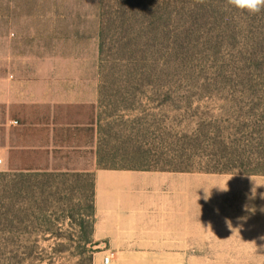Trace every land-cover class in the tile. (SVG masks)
<instances>
[{"label": "rangeland", "instance_id": "1", "mask_svg": "<svg viewBox=\"0 0 264 264\" xmlns=\"http://www.w3.org/2000/svg\"><path fill=\"white\" fill-rule=\"evenodd\" d=\"M2 76L99 134L76 170L3 160L0 264H264V6L0 0Z\"/></svg>", "mask_w": 264, "mask_h": 264}, {"label": "trees", "instance_id": "2", "mask_svg": "<svg viewBox=\"0 0 264 264\" xmlns=\"http://www.w3.org/2000/svg\"><path fill=\"white\" fill-rule=\"evenodd\" d=\"M2 108L0 104V147L4 133ZM96 109L95 104H58L53 109L37 104H14L8 111L6 106V121L16 120L17 125L11 128V134L14 132L18 139L15 145H12L13 139L10 140L7 170L16 173L70 171L76 170L67 167L70 160L86 155L95 157L99 134ZM50 137L54 146L52 164L49 151L43 149L50 144ZM37 138L43 140L37 141ZM93 214L90 213L88 218L91 219ZM81 226L84 227V223ZM89 227L90 231L83 241L84 251L94 242L92 222Z\"/></svg>", "mask_w": 264, "mask_h": 264}, {"label": "crops", "instance_id": "3", "mask_svg": "<svg viewBox=\"0 0 264 264\" xmlns=\"http://www.w3.org/2000/svg\"><path fill=\"white\" fill-rule=\"evenodd\" d=\"M8 94H12V98H7ZM0 104L3 105L2 111V127L4 129L3 137H2V146L0 147L3 150V159L6 162V168H7V159H8V154H9V149L11 148L10 140L13 139L12 145H15L17 142V137L16 134L13 132L11 134V128L15 127L17 125L16 120H10L8 119L6 121V106H7V111L9 108L14 105V104H37L39 106L45 107L48 106L51 109L54 108L55 105L58 104H72V105H77V104H96L94 101H88V100H78V101H68V102H55V103H49L47 101H39V102H33V101H27L24 100L23 98H20V93L19 91H15L14 88L13 90L9 89L6 91V77L2 76L0 77ZM96 116L98 117V107L96 109ZM52 120V118H51ZM52 125V123H50ZM43 140L41 138H37V141ZM43 149H47L50 153V162L52 164V151L54 149V146L52 144V137H50V144L48 146L43 147Z\"/></svg>", "mask_w": 264, "mask_h": 264}, {"label": "clouds", "instance_id": "4", "mask_svg": "<svg viewBox=\"0 0 264 264\" xmlns=\"http://www.w3.org/2000/svg\"><path fill=\"white\" fill-rule=\"evenodd\" d=\"M198 3H203L204 0H197ZM227 3L239 11H247L250 14H255L264 6V0H227ZM227 191V189H221ZM207 199V197L205 196Z\"/></svg>", "mask_w": 264, "mask_h": 264}, {"label": "built area", "instance_id": "5", "mask_svg": "<svg viewBox=\"0 0 264 264\" xmlns=\"http://www.w3.org/2000/svg\"><path fill=\"white\" fill-rule=\"evenodd\" d=\"M1 163H3V160H2V159H0V164H1ZM108 262H109V257H106V258H105V263H108Z\"/></svg>", "mask_w": 264, "mask_h": 264}]
</instances>
